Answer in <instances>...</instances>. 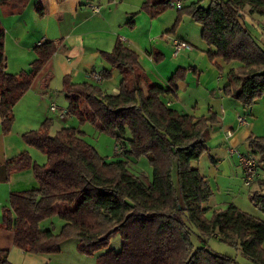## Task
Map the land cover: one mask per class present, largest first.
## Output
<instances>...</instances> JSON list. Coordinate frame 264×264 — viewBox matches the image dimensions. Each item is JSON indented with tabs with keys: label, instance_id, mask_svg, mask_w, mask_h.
<instances>
[{
	"label": "trees",
	"instance_id": "1",
	"mask_svg": "<svg viewBox=\"0 0 264 264\" xmlns=\"http://www.w3.org/2000/svg\"><path fill=\"white\" fill-rule=\"evenodd\" d=\"M29 1L0 0V7L25 8ZM170 2L144 0L140 11L154 19ZM182 11L200 26L207 59L218 58L229 66L224 94L250 109L264 97V46L250 32L244 15L264 16V0H211L207 8L195 2L178 10ZM135 14L129 17L130 27ZM179 20L175 19L168 33L175 32ZM4 38L0 27V113L2 133L8 134L14 105L56 46L52 42L36 46V58L28 70L9 74ZM101 58L119 72L118 92L107 94L87 82L72 84L66 77L62 88L66 116L89 122L112 136L115 145L123 148L124 159L102 158L75 128H62L50 136L52 121H43L38 129L23 134L22 140L40 151L45 163L38 165L24 153L0 165V183L25 169H32L38 183L35 190L9 195L8 206L1 209L0 229L12 233L13 244L20 251L46 256L58 254L61 243L69 239L77 241L80 254L91 256L118 234L121 250H106L96 264H239L209 249L207 241L214 236L238 247L252 264H264V220L233 204L206 218L209 207L205 204L212 191L192 164L207 152L216 116L182 114L161 99L175 92L179 71L165 89L149 79L137 54L120 43ZM100 78L109 81L110 71L102 72ZM247 148L256 155L259 168L264 165V136L250 135ZM141 156L152 168L148 183L129 170L130 158ZM249 201L264 213V193L251 194ZM55 216L63 221L58 234L41 228ZM0 264H10L7 251L0 250Z\"/></svg>",
	"mask_w": 264,
	"mask_h": 264
},
{
	"label": "crops",
	"instance_id": "2",
	"mask_svg": "<svg viewBox=\"0 0 264 264\" xmlns=\"http://www.w3.org/2000/svg\"><path fill=\"white\" fill-rule=\"evenodd\" d=\"M143 2L144 0H30L25 8L0 7V27L5 32L7 73L27 71L29 64L36 58V46L47 42L56 46L54 54L36 76L29 90L14 105L13 124L8 134L2 133L0 113V165L24 153L34 163L44 164H41L42 157L38 151L23 142L22 135L38 129L47 119L52 121L50 136L66 128L58 127L54 122H64L66 117L60 119L49 110L52 103L65 105L61 96H64L62 88L66 77L72 84L87 82L100 86L107 94L118 92L119 72L111 69L101 58V54L110 53L116 43H120L137 54L149 79L162 88L168 89L170 78L180 72V77L174 83L175 92L161 96L167 106L196 118L206 117L211 113L216 116L217 123L211 128L206 143L207 152L196 162L195 168L199 172L200 169H206V174L201 175L206 180V177L230 180L241 176L237 160L227 155V148L247 152L248 137H261L264 134H257L254 125L246 119L244 125L238 124L237 117L245 118L246 115L241 114L242 106L223 92L225 84L223 85L224 76L221 73L227 65L218 58L213 61L207 59L205 44L192 35L196 30L189 34L183 30L178 32V27L174 33H168L174 22L173 16L165 11L152 19L146 12L140 11ZM92 6L99 7V13H93ZM132 14H135L134 25L130 27L127 23ZM257 16L246 14L244 20L250 32L255 33L259 44L264 46V16H258V21L255 19ZM198 27L200 38L201 28L199 25ZM173 38L185 42L191 49L173 56L170 42ZM104 71H110L111 79L97 82L95 77L101 76ZM105 86L109 92L104 89ZM250 109L252 112L254 107ZM227 131L232 132L229 139L225 137ZM262 172L264 168L260 167L259 179H264L260 176ZM255 185L256 190L251 194L264 189L259 183ZM37 188L38 183L32 169L15 172L8 182L0 183V219L1 209L8 204L11 193ZM230 204L233 202L227 205ZM205 206L209 207L207 203ZM0 250L7 251L10 264H50L51 261L46 255L20 251L13 244L12 233L2 229Z\"/></svg>",
	"mask_w": 264,
	"mask_h": 264
},
{
	"label": "rangeland",
	"instance_id": "3",
	"mask_svg": "<svg viewBox=\"0 0 264 264\" xmlns=\"http://www.w3.org/2000/svg\"><path fill=\"white\" fill-rule=\"evenodd\" d=\"M176 1H178L183 7H186L191 3L199 2L202 8H207L211 2V0H173V2ZM166 11L168 14L173 16L174 21L176 18L180 19L178 24V27L180 28L178 29V32L180 30H183L184 32L190 34L196 30V33H192V35L195 37V39L199 41V33L197 32L199 31V27L197 24H194L192 22L188 15H186L183 11L178 12V10L175 9V7L173 6L169 7ZM255 19L258 21L260 18H258L257 16ZM252 34L253 36L255 35V33ZM228 70L229 66H226L224 71L221 73V75L224 76L223 85H226V74ZM104 89L109 92L106 86L104 87ZM233 89L237 90V87L234 86ZM61 98L65 100L64 96H61ZM257 101L258 102H256L252 106L254 107L252 112L251 109H243L241 110V114L246 115V117L243 118L246 119L249 123H251V125H254L257 134H264V98H261V100L259 99ZM56 106L66 112L67 102L65 103V105ZM54 122L58 127L75 128L79 132H82L84 140L88 144L93 146L97 150L98 154L102 158H105L107 161H111L114 159H124L122 155H117L115 157L114 138L106 133L101 132L91 123L80 122L79 119L74 116H66L64 122L58 120H54ZM38 154L40 155V157H42L41 164L45 163V156L40 151H38ZM196 164V162L193 163L192 167H196ZM200 167H203V160L200 161ZM260 167L264 168V166ZM129 170L136 175H140L144 183L150 182L152 177V168L148 164V160L146 157L141 156L138 158H131L129 160ZM200 170L201 174H206V169L203 168ZM260 176L261 178H264V172L260 173ZM206 178L209 187L212 191V196L207 202V205L210 207L209 211L206 214L207 219H210L212 217V211L224 210L228 206L227 204H229V202H233L234 206H236L244 213H247L258 219L264 220V213L255 208L254 205L251 204L249 201V195L252 193V191L256 190L255 184L259 183L260 186L264 187V179H257L254 184H251L249 187H245L241 176H239V178L230 180L223 178ZM258 193H264V189H260ZM6 206H8V204ZM62 225L63 221L58 216H55L44 221L41 224V228L51 229L53 234H58ZM76 242L77 241L75 239H69L62 242L60 245V252L56 255L49 256V259H51L50 264H96L97 257L104 253L106 250H112L113 252H119L121 250V238L118 234L113 236L109 240V244L106 248L97 251V253L91 256H85L80 254L77 251ZM194 244L196 245V242H194ZM207 245L209 249L212 250V252L219 255L231 257L239 264H252L250 261L244 258V256H242L238 247L236 248L226 245L222 243L220 239L216 236L209 238L207 241ZM262 247H264V245H262Z\"/></svg>",
	"mask_w": 264,
	"mask_h": 264
},
{
	"label": "built area",
	"instance_id": "4",
	"mask_svg": "<svg viewBox=\"0 0 264 264\" xmlns=\"http://www.w3.org/2000/svg\"><path fill=\"white\" fill-rule=\"evenodd\" d=\"M175 7V9L180 10L182 8V5L176 1L169 3V7ZM92 12L97 14L99 13L100 9L97 6L91 7ZM171 46H172V55L177 56L181 51L183 50H190L191 47L186 44L185 42H182L176 38L171 39ZM95 80L97 82L101 81L100 76H96ZM49 110L56 114L58 118L63 119L66 117V112L59 109L54 103H52L49 107ZM237 122L239 125H244L246 123L245 119L242 117H237ZM226 139H229L232 137V132L227 131L225 134ZM115 154L122 155L123 154V148L121 146L115 145ZM227 155L229 157H235L238 163V166L241 170V177L242 181L245 187H249L251 184H254L257 179H259V166H258V159L255 154H253L251 151L247 152H241L236 148L228 147L227 148Z\"/></svg>",
	"mask_w": 264,
	"mask_h": 264
}]
</instances>
